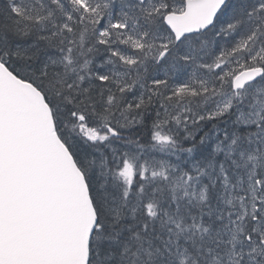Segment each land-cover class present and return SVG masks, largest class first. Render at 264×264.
I'll list each match as a JSON object with an SVG mask.
<instances>
[{
	"label": "snow or ice",
	"instance_id": "1",
	"mask_svg": "<svg viewBox=\"0 0 264 264\" xmlns=\"http://www.w3.org/2000/svg\"><path fill=\"white\" fill-rule=\"evenodd\" d=\"M0 264H264V0H0Z\"/></svg>",
	"mask_w": 264,
	"mask_h": 264
}]
</instances>
